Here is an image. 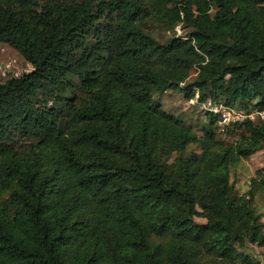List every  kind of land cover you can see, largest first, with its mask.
<instances>
[{"label":"trees","instance_id":"1","mask_svg":"<svg viewBox=\"0 0 264 264\" xmlns=\"http://www.w3.org/2000/svg\"><path fill=\"white\" fill-rule=\"evenodd\" d=\"M0 43L31 66L0 77V264H263L264 166L231 176L264 119L226 142L154 95L264 112V0H0Z\"/></svg>","mask_w":264,"mask_h":264},{"label":"rangeland","instance_id":"2","mask_svg":"<svg viewBox=\"0 0 264 264\" xmlns=\"http://www.w3.org/2000/svg\"><path fill=\"white\" fill-rule=\"evenodd\" d=\"M148 32L154 36L157 40L163 41L172 34L183 35L184 30L179 26L175 27L173 31H167L165 26L161 23L151 22L149 23ZM31 70V66L27 63L23 57L16 52L9 45L0 43V77L1 80L7 78L10 75L18 76L24 72ZM196 69L190 70V75L187 81L192 80L195 77ZM154 98L158 100L165 110L174 113H184L187 116V121L195 126V130L200 134L198 128L199 122L204 121L203 111L200 108L196 99H187L183 96L181 91H167L163 94H155ZM218 137L220 139L230 141L233 137L226 136L223 132V125L220 126ZM199 151V148L193 144L188 147V150ZM264 166V150H258L254 154L250 155L246 159H242L237 166L232 170V184L234 189L238 193H242L248 188L249 179L255 175L256 170ZM260 213V219L264 222V205L258 207ZM202 221L201 219H198ZM244 253L252 256L256 261H260L264 264V249L254 244L247 243L244 247L240 248Z\"/></svg>","mask_w":264,"mask_h":264},{"label":"built area","instance_id":"3","mask_svg":"<svg viewBox=\"0 0 264 264\" xmlns=\"http://www.w3.org/2000/svg\"><path fill=\"white\" fill-rule=\"evenodd\" d=\"M200 108L205 111H210L219 114L217 121L218 126L228 124L235 121H243L245 119L255 120L264 119V112L261 111H245L239 108H227L221 104L213 103L209 98L199 103Z\"/></svg>","mask_w":264,"mask_h":264}]
</instances>
